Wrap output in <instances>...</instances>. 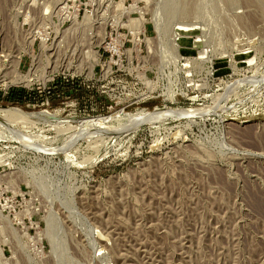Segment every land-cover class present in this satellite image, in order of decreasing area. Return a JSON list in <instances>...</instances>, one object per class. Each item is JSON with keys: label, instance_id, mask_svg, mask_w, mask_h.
<instances>
[{"label": "rangeland", "instance_id": "obj_1", "mask_svg": "<svg viewBox=\"0 0 264 264\" xmlns=\"http://www.w3.org/2000/svg\"><path fill=\"white\" fill-rule=\"evenodd\" d=\"M0 264H264V0H0Z\"/></svg>", "mask_w": 264, "mask_h": 264}, {"label": "built area", "instance_id": "obj_2", "mask_svg": "<svg viewBox=\"0 0 264 264\" xmlns=\"http://www.w3.org/2000/svg\"><path fill=\"white\" fill-rule=\"evenodd\" d=\"M128 31H129V29H128ZM129 34H131L130 31H129ZM139 37L140 38L143 37L144 40L146 39L145 24H144V34L140 35ZM194 48H199V49L198 50H195L196 53L192 54L191 59L184 58V56H183V58L181 57L182 58L181 61H183L184 63H180V66H178V70L182 73V75L184 76V78H186V80L188 82L186 88L193 89V90L194 89H197L196 85H197V83L199 81L198 80V76L196 75V72L198 71V65L199 64H202L203 66L206 67V69H209V67H210V64L207 61H205L206 60V57L210 54V52L207 49H202L200 47H193V50H194ZM199 51H204L203 55H197ZM184 55H186V54H184ZM207 64L209 66H206ZM199 72H202V71H199ZM109 73H110V67H105V70L102 73V78L108 77L109 76L108 75ZM209 76L210 75H204L203 74V79H206V78L208 79ZM69 82H70L69 79H67L65 77H62V78L58 79V81H55L56 85L51 84L47 88L48 89L47 91L48 92H51V95H53V94H55V91H57L60 86H63L65 84H69ZM193 83H194V85H193ZM43 89L44 90H40L38 92L39 94H42V96L46 93L45 87ZM101 94H103V91H101ZM38 96H40V95H38ZM41 102L42 103L45 102L47 104V106H49V103L51 102V100L49 101L46 98V99L41 100Z\"/></svg>", "mask_w": 264, "mask_h": 264}, {"label": "trees", "instance_id": "obj_3", "mask_svg": "<svg viewBox=\"0 0 264 264\" xmlns=\"http://www.w3.org/2000/svg\"><path fill=\"white\" fill-rule=\"evenodd\" d=\"M52 96L53 95H51V92L46 91V93L42 97L41 96L40 97L35 96V97H37L38 100H40V101L43 99H46V98L50 101V100H52ZM31 98H34V97H31V95H26L25 91L21 90V91H16V92L10 93V95L7 97L6 100H7V102L14 103V104L19 105V106H24L26 104V102H30V100H33Z\"/></svg>", "mask_w": 264, "mask_h": 264}, {"label": "bare ground", "instance_id": "obj_4", "mask_svg": "<svg viewBox=\"0 0 264 264\" xmlns=\"http://www.w3.org/2000/svg\"><path fill=\"white\" fill-rule=\"evenodd\" d=\"M81 132V131H80ZM77 134V133H76ZM24 138V137H23Z\"/></svg>", "mask_w": 264, "mask_h": 264}]
</instances>
